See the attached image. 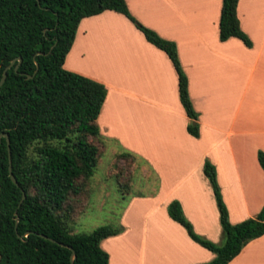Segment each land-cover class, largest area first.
Instances as JSON below:
<instances>
[{
    "label": "crops",
    "instance_id": "crops-1",
    "mask_svg": "<svg viewBox=\"0 0 264 264\" xmlns=\"http://www.w3.org/2000/svg\"><path fill=\"white\" fill-rule=\"evenodd\" d=\"M125 1L141 24L176 43L200 137L188 132L178 74L165 52L117 12L81 22L64 68L107 88L98 119L101 139L125 151L116 158L145 161V176L157 178V195L133 198L119 221L123 232L101 247L109 264L209 263L215 254L194 242L168 207L180 202L198 235L221 242L220 214L204 174L207 160L216 167L232 224L257 217L264 207V0L238 4L251 48L238 38L220 40L223 0ZM230 264H264V236Z\"/></svg>",
    "mask_w": 264,
    "mask_h": 264
},
{
    "label": "trees",
    "instance_id": "trees-1",
    "mask_svg": "<svg viewBox=\"0 0 264 264\" xmlns=\"http://www.w3.org/2000/svg\"><path fill=\"white\" fill-rule=\"evenodd\" d=\"M239 1L223 0L220 40L238 38L251 48L252 41L240 25ZM106 11L127 17L150 44L167 54L178 74L181 104L191 120L188 132L200 137L199 114L176 43L141 24L125 0H0V82L5 69L22 59L7 72L0 88V135H9L13 174L20 185L10 177L8 143L3 138L0 264H72V250L74 264H109L101 243L124 230L102 226L90 234H77L71 226L78 206L82 205V214L88 205L89 182L103 152L98 119L108 91L103 84L66 70L64 64L81 22ZM121 158L135 161L130 155ZM259 163L264 170L263 152ZM204 174L218 206L223 244L198 235L180 202L173 201L168 213L194 242L215 254L212 262L203 264H230L251 241L264 236V207L257 217L232 224L216 167L209 160ZM22 191L27 199L20 206Z\"/></svg>",
    "mask_w": 264,
    "mask_h": 264
},
{
    "label": "rangeland",
    "instance_id": "rangeland-1",
    "mask_svg": "<svg viewBox=\"0 0 264 264\" xmlns=\"http://www.w3.org/2000/svg\"><path fill=\"white\" fill-rule=\"evenodd\" d=\"M101 140L104 147L95 174L89 182L91 193L88 205L82 214V205L76 207L78 213L71 221L72 229L77 234H90L102 226L121 227L119 221L122 212L133 198H153L157 195V178L154 174L145 176V161L137 158L135 162L123 159L122 156L116 158L125 151L114 140L103 137ZM111 169L120 173V179L118 175L110 173ZM223 242L222 234L221 242L216 244L221 245Z\"/></svg>",
    "mask_w": 264,
    "mask_h": 264
},
{
    "label": "water",
    "instance_id": "water-1",
    "mask_svg": "<svg viewBox=\"0 0 264 264\" xmlns=\"http://www.w3.org/2000/svg\"><path fill=\"white\" fill-rule=\"evenodd\" d=\"M19 61V64L22 62V59L21 58H18L17 60H14L10 66H8L5 71H4V75H3V78L0 82V88L4 85L6 79H7V72L15 65V63ZM19 66L16 67V71L18 70ZM38 72V69L36 71V73ZM30 79L33 78V76L29 77ZM3 138H6L7 139V143H8V150H9V161H10V167H9V170H10V177L13 181V183L17 186V187H20L16 177L14 176L13 174V169H12V153H11V141H10V138H9V135L8 134H2L0 135V144L2 142V139ZM23 192V196H22V200H21V203H20V206L23 204V202L27 199V195L24 191ZM19 222V219L17 218V224ZM45 239H49L48 237H45L43 236ZM54 241V240H52ZM62 246L64 247H67L66 245L62 244ZM75 251L72 250V264H74V260H75Z\"/></svg>",
    "mask_w": 264,
    "mask_h": 264
}]
</instances>
